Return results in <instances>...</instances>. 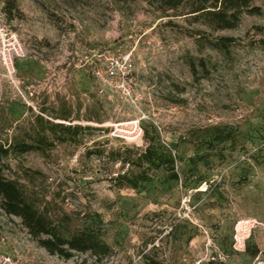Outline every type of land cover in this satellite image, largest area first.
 Masks as SVG:
<instances>
[{"label":"rangeland","instance_id":"1","mask_svg":"<svg viewBox=\"0 0 264 264\" xmlns=\"http://www.w3.org/2000/svg\"><path fill=\"white\" fill-rule=\"evenodd\" d=\"M5 2L0 19L25 58L13 80L0 63V144L38 118L80 131L65 142L47 133L46 154L10 157L4 173L64 236L89 226L110 254L49 255L1 209L0 254L21 264H264V0L253 2L260 15L218 32L142 0H15L11 18ZM219 37L233 42L214 49ZM110 57L131 59L129 94L95 78ZM47 73L50 85L27 90ZM134 120L140 143L110 136Z\"/></svg>","mask_w":264,"mask_h":264},{"label":"trees","instance_id":"2","mask_svg":"<svg viewBox=\"0 0 264 264\" xmlns=\"http://www.w3.org/2000/svg\"><path fill=\"white\" fill-rule=\"evenodd\" d=\"M85 1V0H73ZM134 0H112L118 5H126ZM149 2L153 9L164 17L168 12H181V15L190 16L195 22H201L212 32L236 29L244 15H260L261 9L254 6V0H142ZM15 0H6L4 12L11 18L12 11L16 10ZM233 42L232 38L219 37L211 47L226 50ZM264 47V39L260 41ZM195 73V66H191ZM80 127H64L62 124L45 123L41 118L24 134L23 139H12L9 143L0 144V209L7 216L20 219L21 225L32 240L49 255L57 256L63 260L71 259L74 254H89L96 261H101L110 254V248L104 244L97 232L89 226L78 229L69 236L61 233V227L49 213L46 206H37L30 197H27L17 181L7 177L5 170L9 171L5 160L10 157L36 152L46 154L53 147V142L47 133L60 142L66 138H75ZM150 149L143 151V158H148ZM149 162V161H148ZM170 179L176 180L177 174L172 173ZM257 247L251 252L258 254Z\"/></svg>","mask_w":264,"mask_h":264},{"label":"built area","instance_id":"3","mask_svg":"<svg viewBox=\"0 0 264 264\" xmlns=\"http://www.w3.org/2000/svg\"><path fill=\"white\" fill-rule=\"evenodd\" d=\"M23 58H25L23 46L19 43L15 34L8 32L3 22V18L0 19V63L9 79H14L16 72L14 67L15 61ZM131 72L132 62L130 58L110 57L107 59L105 67L103 69H94L93 74L97 81L104 82V87H107L112 91L115 90L116 92H120L123 96L129 94L127 79ZM50 82L51 76L47 73L39 83L29 85L26 88L27 90H32L33 93H36V91H41L43 87L50 85ZM103 89V87L99 89L100 94L104 92ZM109 134L110 136L123 140L130 145L140 143L144 136L143 130L137 120L113 124ZM260 137L261 144L264 147V128L260 131ZM0 264L21 263L11 254H0Z\"/></svg>","mask_w":264,"mask_h":264}]
</instances>
